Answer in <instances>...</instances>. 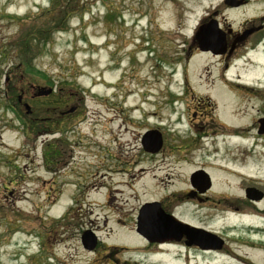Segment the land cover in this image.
<instances>
[{
	"label": "rangeland",
	"instance_id": "1",
	"mask_svg": "<svg viewBox=\"0 0 264 264\" xmlns=\"http://www.w3.org/2000/svg\"><path fill=\"white\" fill-rule=\"evenodd\" d=\"M226 1L0 0V264H233L230 252L236 248L247 264H264V257L233 243L264 246L263 233L254 230L264 228L254 215L264 217V140H253L247 130L255 118L241 98L242 86L236 91L222 84L237 75L242 82L257 79L264 58L253 52L255 66L238 61L225 70L239 50L226 60L192 46L209 16L219 28L225 23L239 31L261 9L253 0L225 10ZM39 30L50 41L31 42L38 51L30 67L13 69L18 39ZM183 79L192 90L175 101ZM43 88L52 93L35 98ZM190 93L204 99L197 108ZM77 103L78 117L54 121L67 123L55 128L65 137L58 146L64 165L58 161L53 174L43 153L50 158L49 141L60 136L48 135L49 119ZM24 104L33 119L25 116ZM154 129L163 146L149 154L141 138ZM233 132L243 138L224 136ZM245 149L250 159L242 161ZM197 170L208 175L210 189L189 197V178ZM80 180L84 192L74 206ZM249 188L261 192L262 200L249 202ZM150 202L178 221L219 235L224 247L214 254L178 242L149 244L137 233L136 221ZM87 230L99 241L91 251L80 240ZM163 245L171 248L147 255Z\"/></svg>",
	"mask_w": 264,
	"mask_h": 264
},
{
	"label": "flooded vegetation",
	"instance_id": "2",
	"mask_svg": "<svg viewBox=\"0 0 264 264\" xmlns=\"http://www.w3.org/2000/svg\"><path fill=\"white\" fill-rule=\"evenodd\" d=\"M228 1H229L227 4L228 6L225 7V10L226 9L227 10H237L239 8H244V7L249 5L250 1H253V0H233V1L228 0ZM234 1L237 4L233 5V3H235ZM254 1L261 4V9L258 12V15H257L255 21H254L255 18L246 17V19H244V21L241 23L239 31L232 30V26L230 24L222 23L221 29H223V31H224V39H225V53L222 56H224L226 58V60H228V58L232 57L238 50L240 51V54L236 55V57H240L241 59H244L247 65L254 64L253 60L251 58V54L253 52L260 53L264 58V0H254ZM216 14L217 13L215 12V16H216ZM209 17L215 19V17H213V16H209ZM204 20H206V19H204ZM243 33H246V35L243 36V38H241L240 34H243ZM195 44H196V41L192 40V46H194ZM206 52L211 53L209 51H206ZM254 65H256V64H254ZM227 66H228V64L225 65V67H227ZM260 69H261L260 76L257 79L246 80L245 85L243 86L244 93L242 92L243 94L241 97L243 99V101L245 100V102H246V103H244V105L246 106V109L247 110L251 109L252 111H254L253 118H255V119H254L253 123L250 122V125H248L247 130L252 132V136L256 140L257 139L264 140V126L261 127L260 131H262V132L259 133L260 122L262 120H264V61H262L261 65H260ZM181 83H182L181 84L182 94H176V98H177V100L183 101L182 98H184V96H187L188 92H190V90H192V89L190 88V85L187 82V80L184 81V79H183ZM189 98H190V100H192V102H190L192 105H193V103H195V105H194L195 108H197V106H199L198 103L196 104L197 101H200V100L203 101L204 100L203 98L197 99L198 96L195 95L194 93L193 94L190 93ZM206 100H207V103H205L206 106H208V107L212 106L211 103H209V101H208L209 99H206ZM187 109H189V108H187ZM57 110H58V107H57ZM79 111H80V109H79V105L77 103L74 106H72L70 109H64V110L59 109V111H54L57 114L51 115V117L49 119V121L52 122L51 125L53 127V130L50 131L51 136H55L56 134H59V136H60L59 137L60 139H58V138L54 139L53 138V140H51V145H50L51 156H50V159H48V162H49V167H51L50 172L53 174L55 172H56V174L58 173L59 169L55 168V165L58 161H60V162H58L57 164L64 165V163H63L64 160H62V156H60L58 154V151H59L58 146L64 142L65 137H64V133H62L63 131H61L60 129H55V128L58 125H62L64 127L65 124L67 123L66 121L64 123H61L62 122L61 121L60 123L55 125L54 121L57 118H58L57 122H59L63 118L68 119V120H72L73 118L79 116V114H80V113L78 114ZM75 114H78V115L74 116ZM205 115L206 114L200 115L201 116L200 119L205 120ZM197 116H198V113L195 110H193L192 111V117L194 119H197ZM196 125L197 124H193L192 127H195ZM201 129L202 128H199V130H201ZM149 154H151V153H149ZM63 169L66 170L67 166L63 167L62 170ZM77 186L79 188L76 189L78 192L73 198V200H75L74 206H77V204L79 203L78 197L81 196L82 192H84V190H82L83 185H82L81 180L77 181ZM199 188H201V187H199ZM208 190H206V192H208ZM198 193L199 192L194 191L192 189L190 191L189 195L187 194V196L195 197V196H197ZM201 194H203V193H201ZM198 199L200 201H202V199H200V197ZM77 210H78V208L76 209V213H77ZM81 220L82 219L80 218L79 222ZM172 242L182 243L187 248H191V247L198 248L195 245L194 246L193 245H189V246L186 245V239L185 238H181L178 241H172ZM98 244H99V241H98ZM151 244H154V243H151ZM223 247H224V243L222 244V246L219 250H221ZM199 250H202V249H199ZM136 264H138V263H136Z\"/></svg>",
	"mask_w": 264,
	"mask_h": 264
},
{
	"label": "water",
	"instance_id": "3",
	"mask_svg": "<svg viewBox=\"0 0 264 264\" xmlns=\"http://www.w3.org/2000/svg\"><path fill=\"white\" fill-rule=\"evenodd\" d=\"M246 33L241 35V38ZM198 47L202 51H210L213 54L224 53L225 39L224 32L218 29L214 20L199 27L195 36ZM50 89H40L39 95L50 94ZM27 113L30 108L24 104ZM264 126V120L260 122V128ZM142 147L146 152L157 153L162 147V137L158 130L147 131L141 141ZM200 180L198 182L196 180ZM192 185L198 188L199 192H205L210 187V180L204 171L195 172L191 176ZM201 186V188H199ZM246 196L249 199H260L262 194L254 189H247ZM136 231L150 243H161L164 241H178L181 238L186 239V245H195L200 249H219L223 243L214 233L205 231L201 228L192 227L186 223L176 220L174 216L167 214L161 208L160 203H145L139 210ZM96 236L93 232L84 231L81 235V244L85 250L91 251L96 246Z\"/></svg>",
	"mask_w": 264,
	"mask_h": 264
},
{
	"label": "bare ground",
	"instance_id": "4",
	"mask_svg": "<svg viewBox=\"0 0 264 264\" xmlns=\"http://www.w3.org/2000/svg\"><path fill=\"white\" fill-rule=\"evenodd\" d=\"M66 15H68L66 13ZM233 82L232 81H223L222 84H227V85H231ZM229 91H231L230 88H227ZM46 96L45 95H35V98L42 100L44 99ZM18 106V105H17ZM29 117H32L33 119V116H29ZM32 119L30 118V127L32 129L30 130H34L36 129V126L35 124L33 123ZM224 136H226L227 138L229 139H237L236 136H238L239 139H242L243 137L242 136H239V134H237L236 132H233V133H226L224 134ZM247 150L245 153H243L242 157H240L239 159H242V161L245 159L246 161L250 159V152L251 150L250 149H245ZM234 157V156H233ZM234 159H238V157L234 158ZM233 175H235L233 172H231ZM236 176V175H235ZM179 183L182 182L184 183L183 181H178ZM230 209V208H228ZM231 209H236L235 207H232ZM230 209V210H231ZM236 211V210H235ZM254 216V215H253ZM249 228V227H248ZM253 229V228H251ZM129 230V229H128ZM256 232H259V233H263L264 235V228H256L254 229ZM130 232V231H129ZM257 234V233H255ZM134 235V234H132ZM260 235V234H258ZM134 238V240L137 242V243H142V238H140L139 236H132ZM262 242V241H261ZM264 242V241H263ZM233 243H237L239 244V246H242L245 250L247 251H253L255 252L256 254H258L259 256H262L264 257V246H263V243H259V242H247V243H241V242H233ZM167 248H171L170 245H163V246H158L156 247L154 253L156 254H162L164 253ZM144 248H140V249H133V252H137V250L139 251H142ZM218 254L217 252L214 251V254ZM231 255H230V259L232 260V263L233 264H247V259L242 257L239 253H241V250L239 248H236V251L235 252H230ZM207 254H210V252H208ZM208 256V255H207Z\"/></svg>",
	"mask_w": 264,
	"mask_h": 264
},
{
	"label": "trees",
	"instance_id": "5",
	"mask_svg": "<svg viewBox=\"0 0 264 264\" xmlns=\"http://www.w3.org/2000/svg\"><path fill=\"white\" fill-rule=\"evenodd\" d=\"M67 18H68V15H64V16H62V19H60L58 22L60 23L61 20H65ZM66 21L64 23H66ZM59 30H62V29L59 28L58 31ZM30 34L31 35L27 34L26 36H24V34H23L18 39L16 46L19 48V52H14L15 58L17 59V62L14 65L12 64L11 67L13 69L20 71L21 69H24L26 67H30L33 56L38 51L37 48L33 49V47L30 45L31 42H36V43L38 42L40 44L45 45L46 43H48L50 41V39H49L50 35H48V33L45 30L43 32L41 30H39L35 34H32V33H30ZM0 58H3L2 54H0ZM12 88H13L12 91L17 92V89L15 88V86H12ZM48 155L50 157L49 152H48ZM43 158L46 160L49 159L45 153H43ZM47 164L49 165V163H47Z\"/></svg>",
	"mask_w": 264,
	"mask_h": 264
}]
</instances>
